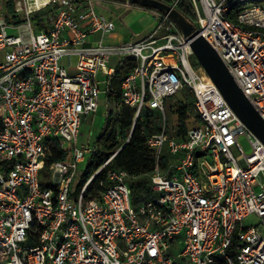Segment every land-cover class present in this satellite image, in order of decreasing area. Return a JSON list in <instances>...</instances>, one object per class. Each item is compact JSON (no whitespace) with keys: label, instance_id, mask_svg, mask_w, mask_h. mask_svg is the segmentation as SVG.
Segmentation results:
<instances>
[{"label":"built area","instance_id":"2783aa9c","mask_svg":"<svg viewBox=\"0 0 264 264\" xmlns=\"http://www.w3.org/2000/svg\"><path fill=\"white\" fill-rule=\"evenodd\" d=\"M7 1L0 0V264H264V145L197 74L172 19L156 11L147 37L108 45L115 25L96 8L130 4L10 0L18 18L7 21ZM178 1L164 3L177 10ZM186 1L188 20L264 120V0ZM127 58L136 64L115 110L132 108L133 123L145 106L149 118L160 115L146 139L156 159L150 193L138 201L126 171L104 172L117 151L79 180L95 150L77 146L82 122ZM185 87L196 125L182 135L167 123L165 102ZM250 215L259 223L244 228Z\"/></svg>","mask_w":264,"mask_h":264},{"label":"trees","instance_id":"16d2710c","mask_svg":"<svg viewBox=\"0 0 264 264\" xmlns=\"http://www.w3.org/2000/svg\"><path fill=\"white\" fill-rule=\"evenodd\" d=\"M162 1L166 2L172 0ZM131 6L140 7L138 5ZM144 9L149 10L151 13L156 12V10L153 9ZM177 10L185 18L192 20L193 11L186 0L178 1ZM229 17L235 20L232 16ZM135 64L136 62L132 58L124 59L122 66L119 67L115 76L109 83V90L106 98L109 100L110 104L113 105V108L109 109L106 114L103 132L95 144L97 150L89 158L86 168L79 178L81 179V182L87 180L92 175L95 168L103 164L115 151H117V154L105 167L104 172L105 170L107 171L109 169H119L126 171L131 177L136 178V187H138L136 198L139 199L138 196H142V194H140L142 187V193L144 196H147L150 193V187L144 186L145 184H143L141 178L151 173L155 166V152L146 144L147 136L150 133L148 130L149 125L140 118H138L137 121L133 123L135 112L130 107L123 106L120 110H115L114 108V104H116L120 99L121 80L134 68ZM194 102V95L189 91L188 93H184L182 96L177 98L172 105H169L170 112L175 117L174 123L179 126V133L182 135H185L189 128L196 125V116L193 111ZM145 112L146 118H149V112L146 110ZM151 124L154 123L151 122ZM127 139L128 141L125 142ZM60 156L61 154L57 153L53 159H58ZM165 163L166 160L163 158V164ZM102 177H104V174ZM93 189L96 188L93 187ZM236 246L237 241L234 238L231 245L226 249V252L230 256H233ZM218 264L227 263L224 260H218Z\"/></svg>","mask_w":264,"mask_h":264},{"label":"water","instance_id":"95a60500","mask_svg":"<svg viewBox=\"0 0 264 264\" xmlns=\"http://www.w3.org/2000/svg\"><path fill=\"white\" fill-rule=\"evenodd\" d=\"M156 10L168 15L189 42L196 62L219 90L242 123L264 145V120L242 93L222 60L210 44L198 34L194 25L178 10L159 0H111Z\"/></svg>","mask_w":264,"mask_h":264},{"label":"rangeland","instance_id":"374dc122","mask_svg":"<svg viewBox=\"0 0 264 264\" xmlns=\"http://www.w3.org/2000/svg\"><path fill=\"white\" fill-rule=\"evenodd\" d=\"M260 4H262L264 6V1L261 2ZM12 7L13 8L15 7L13 2L10 0L7 1L6 2V13H5V19L7 21L14 20V19L18 18V17L14 16V11H12ZM96 10L99 13H102V14L116 20V18H117L116 10H118V5H114L111 3H103V6L96 8ZM20 16H22V15H20ZM7 32L10 35H16L17 34L16 31L11 30V29H8ZM189 61H190L191 65L197 70V74L200 77H204V75H206L204 70L201 68V66L195 62L196 60H195L194 56H190ZM110 62H111L110 63L111 65H114V63L116 62V58L114 56H112ZM188 92H189L188 88L185 87L184 89L180 90L178 92V94H176L175 96L167 98V100L165 102V105H166L165 114H166V118H167V123L172 124L175 120V117L170 112L169 105H172L176 101L177 98L182 96L184 93H188ZM112 106L113 105H111L110 103H108L106 105L105 96L100 95V97L98 99V103H97V111L95 113L87 116L86 118H84V120L82 122L80 132H79L77 146L82 147V146L89 145L91 148L95 149L90 155H93V153H95L97 150V148H95V144L97 143V139L99 138V136L103 132L106 114L109 111V109L113 108ZM145 109H146V106L143 108V110L140 113V119L146 118ZM155 117H153V119H152V123H154V124H151V122H148L149 132L154 130V128L158 127V125H159L158 124L159 121H156ZM240 145L246 154L251 153L252 149H251V147H250V145L247 142V139L245 137L240 138ZM163 152H165V149H163ZM232 153L234 156H238V152L234 148L232 149ZM155 164H156V159H155ZM85 168H82L81 171L83 169L85 170ZM154 168H155V166H154ZM153 171H154V169H153ZM153 171L141 178L142 179L141 181H143V184H145L144 186L150 187V179H151L150 176L153 173ZM80 176H81V174H80ZM79 180H81V179H79ZM136 182H137V179L134 177H131L129 179V184L131 185L132 190H133L134 201H136V200L138 201L139 199H142L143 197H145L142 193V190H143V187H142V190L140 193V194H142V196H138L139 199L136 198L137 197L136 192H138L137 191L138 187H136ZM258 223H259V218L255 215H250L241 221V224L244 228L249 227V226H256ZM262 233L264 234V232H262Z\"/></svg>","mask_w":264,"mask_h":264},{"label":"crops","instance_id":"0c3cea01","mask_svg":"<svg viewBox=\"0 0 264 264\" xmlns=\"http://www.w3.org/2000/svg\"><path fill=\"white\" fill-rule=\"evenodd\" d=\"M116 12V20L107 16L115 25V30L107 38L108 45H120L141 40L147 37L156 25L153 14L141 7H122L118 8ZM152 115V118H145L143 120L146 123L152 122L153 117L156 116L155 120L159 121L160 115L158 111H152ZM157 129H159V125L154 128V130Z\"/></svg>","mask_w":264,"mask_h":264}]
</instances>
